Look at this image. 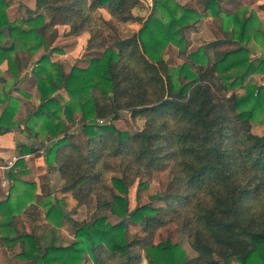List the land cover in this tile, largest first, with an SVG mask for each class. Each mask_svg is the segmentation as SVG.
<instances>
[{
    "label": "trees",
    "instance_id": "trees-1",
    "mask_svg": "<svg viewBox=\"0 0 264 264\" xmlns=\"http://www.w3.org/2000/svg\"><path fill=\"white\" fill-rule=\"evenodd\" d=\"M35 1L34 9H26L27 19L8 20V2L0 0V62L6 61L11 81L1 75L0 80L9 83L8 93L16 89L28 97L17 85L27 65L22 51L30 56L62 34L82 30L92 33L89 45L97 44L98 8L140 26L129 36L115 37L85 66L66 71L41 54L31 68L39 103L21 120L13 119L19 98L0 89V106L5 103L0 133L22 123L37 140L29 131L40 120L47 139L43 158L58 174L59 191L70 192L76 205L90 211L88 218H70L59 200H43L50 194L44 186L35 192L34 182L21 181L19 191L14 167L23 160L16 158L7 170V195L0 200L3 263L14 264L4 248L17 243L14 254L24 264H264V133L252 131L255 122L264 121V80L253 76L264 73V33L256 12L246 15L238 6L226 16L224 37L186 52L185 29L200 14L175 0H153L146 17L133 12L142 0ZM218 1L202 0L216 15ZM230 24L234 29L227 28ZM252 36L261 49L251 56L246 42ZM170 42L182 57L174 66L161 55ZM226 44L231 46L221 47ZM59 89L67 99H57ZM124 111L141 118L142 127L130 132L115 126L113 120ZM75 112L86 135L83 146L69 131ZM27 146L17 143V154L39 148ZM167 164L173 173L166 190L151 196L162 204L140 203L141 188ZM134 181L137 202L130 208L128 189ZM40 205L46 207L43 212ZM66 218L73 238L61 237L62 244L52 237L41 244L44 234L38 229L62 227ZM172 221L186 235L193 257L169 239L153 243L156 231ZM131 223L142 233L131 232Z\"/></svg>",
    "mask_w": 264,
    "mask_h": 264
},
{
    "label": "rangeland",
    "instance_id": "rangeland-1",
    "mask_svg": "<svg viewBox=\"0 0 264 264\" xmlns=\"http://www.w3.org/2000/svg\"><path fill=\"white\" fill-rule=\"evenodd\" d=\"M178 1L183 4H186L187 6H190V8L191 6H196V0H178ZM238 2H239V5H242V7L246 10V15H248L251 10H254L256 12V14L259 17V21H260V29H262V32L264 33V0H238ZM141 3L142 5H140L139 7H136V11L142 12L144 17H146L149 14V12L152 11L153 0H142ZM222 6L229 8L230 11L231 10L234 11L235 4L227 2V0H222ZM14 8L15 6H13L12 9L10 8V13L13 12ZM104 12L107 13L106 10L103 8H102V11L97 9L95 14L96 16L102 17ZM160 12L161 10L157 8V10L154 11V14L157 16L160 14ZM103 18L105 17H102V19ZM102 19L98 20L99 35H97L96 37L97 44L95 43L94 45H89V42L86 43L84 39L86 37H83L84 35L81 37H77V38L63 39L62 41H60V45L64 44L66 46L67 44V45H71L70 48L71 47H74V48L71 49L70 51L68 50V54H66V56L55 58L57 62L60 63L62 62V60H66L67 64L76 65L77 63L78 65L84 66L87 64L88 58L96 54H99L102 50H104L106 46L111 45L115 37H117L118 35L121 38H124L125 36H129L130 34L134 32L133 30L135 29L137 30L139 26V24L131 23V22H126L125 24H119V22H117V20H114L113 18L107 19L108 20L107 22L102 21ZM200 19L202 20L200 21ZM226 20H227V17L224 14H220L216 18H214L213 16H209V15L208 16L200 15V17L195 21V23L190 25L188 30L185 31V36L187 38V44H186L187 51L186 52H189L190 50H195L198 46L205 44L208 41H211L214 39L217 40V39H221L222 37H224L225 35L224 33L226 31L225 30ZM198 25L199 27H197ZM222 25L224 26V28H222ZM228 27H230L231 29H234L231 24ZM257 40L258 39L255 36H252V38L246 42L247 46L251 50L250 51L251 56L253 55L254 52L256 53L257 50L261 49L260 42H258ZM228 46H231V45L226 44V45H222L221 47H228ZM47 48L48 47L42 45L38 49L33 50L31 54L32 56H35L34 58H37V56L47 51ZM178 50H179L178 47L175 46L172 42L168 43L166 47L162 50L161 55L169 63L170 66H174L181 62L182 57L178 53ZM212 51H213V47H210L207 51L209 55V59H211L212 57ZM21 55L24 57V61L26 62L27 56L25 52L22 51ZM26 64L28 63L26 62ZM32 64L34 65V63ZM33 65L31 66V68L33 67ZM66 68L68 69L69 67L65 66V69ZM31 78L32 79L29 80L28 74H27L26 78L25 79L20 78V82L18 83L19 86L21 87V90H23L25 94L27 93V96H28L26 97L20 94L24 99V104H26L24 105V109L26 110V112H28L29 109H33L34 107H36V105L39 103V100L36 96H34V91H33V89L36 87L33 83L35 79L34 77H31ZM254 78L256 81L260 80L259 75ZM10 81L11 79L9 80V82ZM8 84H6V86ZM37 94H38V91H37ZM64 94L66 95L64 89H59L57 92L54 93L57 99H59L60 97H64L65 99H67L68 95L65 96ZM22 113L24 114V110ZM78 114H79L78 112H75V114L73 115L75 118L73 122L74 124L71 123L72 128L69 131L72 132V134L74 135V139H76L83 146L84 143L82 139L86 135L84 131L81 129L80 123L76 119L78 117ZM129 114H130L129 111L122 112V114H120V118L113 120V123L115 124V126L120 128V130H125V131L128 130L130 132H135L136 130L142 127V119L139 117H134V118L130 117ZM32 126H35V128H38L39 136L44 137L45 133L42 130V127L40 126V120H34V123ZM254 131L255 132L264 131V123L262 124V126L254 125L253 132ZM44 145L45 143L41 142L39 145H36V146L44 147ZM8 159H10V157ZM4 164H7V161L1 162L0 166H3ZM14 169L16 170L15 178L17 180L15 181V184L19 191L21 188H24L23 183H21V181L23 180L33 181L34 183L40 181L41 185L44 186V192L45 193L49 192L50 194L48 196H45L43 200H47L48 197H50L53 200L54 199L59 200L60 201L59 204L62 207L63 211L69 214L70 218H73V219L76 218L77 220L88 218L90 211L86 205L82 204L79 208H77L78 206L71 205L70 203H68V201H66V198L68 195L66 194L63 195L62 193H60L59 188H58V183L60 182L58 181L59 177L56 171L52 170V171H48L47 173L43 171V168L36 169V170L32 168L30 170L28 166L25 165L24 160L21 162V164H17V166H15ZM2 170H3V175H5L4 178L6 179L7 184L5 186H0V200L7 195V189L9 185L8 182L10 181V178L7 175V171L5 170V168H3ZM172 173L173 172H172V168L170 164L161 166L160 168L156 169L152 175V178H149L146 181V187L141 188L140 203L151 202L153 206H160V204H162V201L152 199L151 196L155 195L156 193L160 191L163 192L164 190H166L165 189L166 182L168 181L169 178H171ZM110 174L108 176H110ZM128 190H129L128 192L129 207L132 208L137 202L135 198V195L137 193L136 181H134V183L129 187ZM40 207H41L40 209L41 212H43L46 209V207L43 205H40ZM109 220L115 221L116 217L110 215ZM18 226L19 228H24L21 223H18ZM71 226H72L71 222L67 218L63 220L62 227H56V226L49 227L48 226L49 228H47L42 225L38 229L39 233L44 234V238L41 239L40 243L45 244L51 239H53L52 237H54L55 239L53 241L55 243H57L60 240L62 241L61 243L64 244L65 241H69V239L71 240L73 238V237L72 238L70 237L69 239H65V241L63 240V238H61L65 236L67 232H71V234H73L72 233L73 230ZM129 228L131 232L142 233L140 231L139 224L131 223ZM26 230L30 231L31 227L26 226ZM164 239H169L171 240V242L178 243L179 246L182 248V250L186 252L189 258L195 255V252L192 251L188 246V243H187L188 239L186 235L180 231L179 225L176 221H172L166 224L165 226H162L159 230H157L154 235L153 243L160 242L161 240H164ZM4 250H6L7 255L9 256V258L14 264H24V261H22L21 259H18L16 255L14 254L15 252L19 251V244L15 243L11 247L6 245ZM0 264H4L1 258V255H0ZM141 264H144V263H141Z\"/></svg>",
    "mask_w": 264,
    "mask_h": 264
},
{
    "label": "crops",
    "instance_id": "crops-1",
    "mask_svg": "<svg viewBox=\"0 0 264 264\" xmlns=\"http://www.w3.org/2000/svg\"><path fill=\"white\" fill-rule=\"evenodd\" d=\"M6 1L8 2V6L6 8L7 16L9 18L8 20H12V19H15V18H24V19H27L28 14H27V10L26 9L27 8L34 9L35 8V5H36L35 4L36 3L35 0H6ZM227 2H230V3H234L235 4L234 11L236 10V8L238 6H242V5H239L238 0H227ZM178 3L180 5H183V7H185V8L190 7V6H187L186 4H183V3L179 2V1H178ZM218 5L220 6V9H219L220 10V14H224L225 16H228V14L234 12L233 10L230 11L229 8L223 7L222 6V0H219L218 1ZM13 6H15V8H14L15 10L13 9V12L10 13V8L12 9ZM102 8L105 9L106 12H107V13L104 12V14L102 15V17H105L106 20L107 19H110V18H113V17H111L110 13L107 11V9L105 7H100V8H98V10H101L102 11ZM191 8H194L202 16H205V15L208 16L209 15V16H213L214 18H216L217 16L220 15V14L219 15H216L215 11H213V10H215V8L213 6H209L208 4L206 5V3L205 2H202V0H196V6H191ZM133 12L135 14H138V15H143L142 12H137L136 11V8L133 9ZM202 19H200V21ZM117 22H119V21L117 20ZM126 22L136 23V24H139V26H140V22L137 21V20H126L125 22H119V24H125ZM225 26H227V23L225 24ZM197 27H199V25ZM188 28H186L185 31L188 30ZM222 28H224L223 25H222ZM227 28H230V27H227ZM133 31H136V29L133 30ZM86 34H87V36H86ZM81 36L86 37L84 39H85V41L87 43L88 40L90 39L91 33L89 31H87V30H82L78 34H62L61 36H59L57 38V40H54L50 45L47 46L48 47L47 48V51H45L44 53L47 54L49 60L55 61V63H59V62H57V60L55 58H57V57L59 58V57H62V56H66V54H68V50L70 51L71 49L74 48V47H71L70 48L71 45H67V44H66V46L64 44L60 45V41H62L63 39L77 38V37H81ZM6 40H7V38H5L4 40H2V43L6 42ZM259 51L260 50H257L256 52L258 53ZM39 56H37V58ZM34 57L35 56H32V54H31L30 57L27 56L26 62L28 64L26 65V67H24L20 71V78H24L25 79L26 76H27V74H28L29 80L32 79L31 77H33V76H32V73H31V66L33 65L32 63H35V60L37 59V58H34ZM59 64L63 65L64 66V69H65V66L69 67L68 69L67 68L65 69L66 71L69 70L71 68V66L73 65V64H67L66 63V60H62V62H60ZM76 65H78V64L76 63ZM27 66H28V68H27ZM78 66H81V65H78ZM0 75L3 76V78H5L6 81H8V82L11 79V74H9L7 72V65H6V61L5 60H2L0 62ZM258 75H259L260 80L259 81L257 80V81L258 82L263 81L264 80V73H254L253 74L254 77H256ZM6 84H7V82L4 83L3 80H0V89H3V91H4L5 94H12L13 96H16L17 98H19L20 104L18 106V109L16 111V114H14V116H13V119H15V120H21L23 118V116H25V114H27L26 110L24 109V105H26V104H24V99L20 95V93L18 92V90H16V89H11L9 91V93H8L6 91L8 89V86H6ZM17 85L19 86V84H17ZM33 91H34V96H36L38 98V100H39V96L37 94L36 87L33 89ZM65 96H67V95H65ZM4 106H5V103H3L0 106V111H1V109ZM23 110H24V114L22 113ZM263 123H264V121H262V122H255L254 125L262 126ZM254 125H252V131H253ZM22 126H23V124L22 123H19V126L11 127V129H9L8 131L3 132V133H0V164H1V162H5V161H7V164H8V162L12 160V157L15 156V159L18 158V157H20L22 160H24L25 165H27L30 170L32 168L35 169V170L36 169L43 168V171L44 172H47L48 173V171H52V170H49V168H48V166H47V164L45 162V159L43 158L42 147L41 146H38L39 147L38 149H36L35 151H32V153H29V154H24V155L23 154H17V152H16L17 143H24L25 145H28L27 147L32 148L33 146L39 145L41 142H44V143L47 142V139H45V137L39 136L38 128H35V126L30 127L31 130L29 132H30V134H32L33 132H35L37 134L36 135L37 140H35L32 137H30L27 134V132H25L23 130ZM69 127H70L69 130H70L72 128V124ZM255 133L261 134V133H264V131H262V132H255ZM9 157H10V159H8ZM14 162H12L11 166L14 164ZM7 164H4L3 166H0V186H5L7 184V181L4 178L5 175H3V170H2L3 168H5L6 171L8 170L9 167H6ZM2 179H4L6 181L5 184H1V180ZM28 182H33V181H28ZM42 186L43 185H41V182L40 181L39 182H35L34 183V187H35L34 188V191L37 192V193L41 192L40 189H41ZM60 193H62V192H60ZM62 194L63 195H65V194L68 195L67 198H66V201H68V203H70L71 205H76V200L72 197V195H71L70 192H65V193H62ZM81 205H76V206H78L77 208H79ZM83 205H85V204H83ZM70 237L72 238L73 237V234H71V232H67L66 238L69 239Z\"/></svg>",
    "mask_w": 264,
    "mask_h": 264
},
{
    "label": "built area",
    "instance_id": "built-area-1",
    "mask_svg": "<svg viewBox=\"0 0 264 264\" xmlns=\"http://www.w3.org/2000/svg\"><path fill=\"white\" fill-rule=\"evenodd\" d=\"M101 121H102V119H98V122H101ZM14 161H15V156L12 157V160L8 162V164L6 165V167H10L11 164H12V162H14ZM5 183H6V181L4 179H2L1 180V184H5Z\"/></svg>",
    "mask_w": 264,
    "mask_h": 264
}]
</instances>
